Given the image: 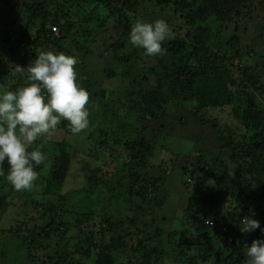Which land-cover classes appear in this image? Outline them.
<instances>
[{
    "label": "trees",
    "instance_id": "16d2710c",
    "mask_svg": "<svg viewBox=\"0 0 264 264\" xmlns=\"http://www.w3.org/2000/svg\"><path fill=\"white\" fill-rule=\"evenodd\" d=\"M90 1L96 2L91 10L83 8L84 5L79 0L74 2L77 4L76 9L62 4L53 15L50 8H47L52 0H17L19 9L12 10L13 15L4 13L0 16L1 88L15 91L29 83L26 74L16 73V66L27 68L44 52H62L78 57L76 69L79 83L87 91L95 92L90 95L89 101L101 105L106 99V92L95 87L84 61L90 54L85 48L90 37L84 36L83 41H78V38L84 28L90 31V36L94 32L103 33L104 24L111 20L119 24L122 32L105 49L110 51V58L117 59L124 66L118 71L112 66L104 71L108 72L107 76L122 75L128 80L127 86L120 92L121 99L127 102L122 107H125L124 114L111 113L119 108L121 100L104 102L103 107L97 111L89 110L92 126L89 138L93 140V151L96 156L107 153L112 157L111 162H116L111 174L104 172L100 178L95 177V174L87 176L88 189L79 193L83 198H91L95 194L96 199L104 204L101 212L97 213L92 209L58 210L67 204L66 195L56 198L55 192H59L65 183L71 155L66 138L52 142L41 136L31 148H39L48 153L54 163L47 182L42 185V196L47 199L49 212L40 216L43 218H40L39 225L25 223V228L20 227L14 231L13 240L9 239L12 254L2 253L0 264H90L88 261L91 258L94 264H114L115 255L129 246L131 237L134 238V243L131 244H152L155 252L158 249L153 242L159 243L164 236L175 240L173 235L178 230L166 231L158 225V220L156 228L149 233H144L136 221L138 217L157 214V208L162 207L169 197V190L166 192L163 187L162 175L154 180L143 175L148 158L154 155L158 146L155 145L158 130H168L164 128V123H170L171 116L181 124H188L190 115L196 127L207 126L203 134L217 142L219 148L216 153L209 146L187 154L182 144L191 145L195 142L199 145L202 141L188 137L178 139L175 136L176 142H181L176 159L185 157V162L190 165L189 170L183 166L190 184L182 179V186L185 188L180 187V191L186 190L187 196L186 204H181V224L186 223L190 228L186 229L189 237L171 246V252L176 260L187 264H198L196 258L187 254L192 247L215 255L213 264H240L243 248L264 236L259 229L250 233L241 231L242 220L246 216L259 220L261 228H264V107L250 96L251 92L248 93L244 85L241 87L239 78H235L233 74L232 64L217 58L214 63L202 64L196 58L201 52L210 49L206 44V39L211 34L210 29L227 25L236 15L244 14L245 11L253 12L255 6L264 8V0H160L166 9L174 12L185 26V31L182 34L176 33L175 39L164 43L163 46L167 49L165 55L143 56L146 61H141L137 52L140 49L134 48L128 40L130 29L138 20L137 16L118 8L120 0H114L111 5L101 0ZM137 2L138 0H133L130 7L137 9ZM101 7H105V15L100 14ZM20 17H25L26 21L20 22ZM53 26L57 30L54 31ZM70 40L75 41L76 51L68 45ZM126 45L131 48L129 52L125 51ZM15 50H19V56L14 53ZM236 52L239 68L245 76L250 73L251 67L244 55L239 54V50ZM253 80L259 91L258 99L264 104V98H261L264 96V82L256 76ZM94 95L98 99H93ZM193 106L194 109H191ZM206 107L231 108L233 116L243 127H240V134H237L236 127L230 125L220 128L214 121L206 119L203 113L206 112ZM158 118L161 119L160 122ZM151 120L159 125L154 133L145 130L147 122ZM173 124L170 123L171 126ZM69 129L68 122L62 119L55 130L67 135ZM165 136V133L161 135L163 138ZM165 150L167 151L166 148ZM221 151L244 174L239 182L230 181L224 187L217 186L215 189L207 186L208 179L202 178L200 172H206L217 184L219 180L226 178L229 167L218 162ZM162 163L168 164L164 161ZM55 165H58L57 168ZM0 167L4 172V175H0L2 211L6 207L4 199L7 197V187L13 186L6 179L9 170L7 162ZM41 167H37L36 171L39 172ZM99 170L97 168L96 172ZM160 170L162 172L161 168ZM177 170V167H173V171ZM175 184L173 187L176 189ZM190 185L192 190L189 192L187 187ZM74 195L77 197V193ZM58 199L60 202L56 204ZM181 212L178 211L177 214ZM96 214L100 218L101 227L103 226L100 235L102 239L92 243L93 238L82 232V225L87 224ZM151 219L152 217L145 221ZM209 220H212V225H209ZM142 223L146 226L144 221ZM132 227L134 228L131 230ZM75 230L79 232L80 239L72 242L71 235ZM137 237L142 239L137 241ZM81 240L84 245H77ZM158 247L162 250V245ZM13 256H17V259L12 260Z\"/></svg>",
    "mask_w": 264,
    "mask_h": 264
},
{
    "label": "rangeland",
    "instance_id": "374dc122",
    "mask_svg": "<svg viewBox=\"0 0 264 264\" xmlns=\"http://www.w3.org/2000/svg\"><path fill=\"white\" fill-rule=\"evenodd\" d=\"M17 0H0V16L4 13L13 15L12 10L19 9L16 4ZM72 1V2H71ZM79 0H52L51 4H48L47 8H50L51 14L55 15L57 8L62 6H71L73 9H76V3ZM82 1L84 5L83 8H87L91 10L96 2L93 1ZM105 1L107 4H114V0H101ZM72 5H69V4ZM133 3V0H120L117 3L118 8H123L129 14L136 15L138 20H142L144 22H153L158 19H163L168 22L170 27H172L175 33L182 34L185 31V26L181 23L178 17L172 12L171 9H166L163 4L160 3V0H138L137 9H134L130 4ZM65 4V5H64ZM76 14V10L73 11ZM101 15H105L106 9L105 7H101L99 10ZM55 17V16H54ZM76 17V16H75ZM264 8L261 6H255L253 8V12L248 10V13L245 11L244 14H239L234 17V19L225 26H217L210 29L211 34L206 39L207 45H209L210 49L201 52L199 56L196 58V61H200L202 64L205 63H214L216 62V58L219 61H225L227 63L232 64L233 74L235 78H239V81L242 83L241 87L244 85L246 91L250 93V96L259 102L261 107H264V104L261 103V99L259 97V91L256 87L257 84L253 80V77H259L264 82ZM20 22H25V17H20ZM119 24L116 21L111 20L108 23L104 24L103 33L94 32L90 36V31L84 30L83 33L78 38V41H83L84 36L88 35V42L86 45V49L90 51L89 57H86L84 61H86L87 70L90 71V76L93 79V83L95 87L102 89L106 92V99L104 102L120 101L119 108L115 110L113 113L115 114H124L125 107L127 102L125 99H121L120 92L127 86V78L118 75V76H107L108 72H105L104 69L109 67H113L115 71H118L121 66H124L123 63H118L117 59L110 58V51H107L105 48L111 42H115V40L120 37L121 30L118 27ZM68 45H71V49L74 50L76 43L74 40H70ZM75 45V46H74ZM126 52L131 50L128 45H126ZM84 48V49H85ZM141 50V51H140ZM138 54L140 55L141 61H146L147 57L144 54L143 49H140ZM237 50H239V54H243L244 58L247 59L249 67H251L250 73L244 76L242 74L241 68H239L240 63L237 60L236 54ZM76 51V50H74ZM245 52L249 53L246 54ZM19 56V50H15L14 52ZM75 53V52H74ZM109 53V54H108ZM102 54V55H100ZM71 55V54H70ZM145 56V57H143ZM78 68H81L79 66ZM0 89L1 88L0 86ZM96 91V88L94 89ZM90 95L94 94V91L89 92ZM95 98L98 99L96 95ZM261 98H264L261 97ZM103 103L101 105H97L95 102L89 101L87 105L88 109L91 111L100 110V107H103ZM201 106V105H200ZM194 109V106L191 108ZM206 112L205 117L211 121H214L218 127L222 128L225 126H233L236 127L235 130L237 134H240L241 123L238 119H236L229 107H218V108H210L206 107L204 109ZM89 111V112H91ZM160 118V117H159ZM158 118V119H159ZM171 118L170 123H174L172 126L170 123H164V128L168 129L167 131L158 130L159 135L156 136L155 145H158L154 151V155L148 158L147 167L143 175L147 177H151L152 180L158 178L159 175L163 176V187L168 192L169 197L165 200V203L159 209L157 208V214L150 215L152 216H144L143 218L138 217L136 224L141 227L142 231L145 233L152 232L154 228H156V221L160 227H162L166 231L178 230L176 234H174V239H167V236H164L160 242H153L154 246L158 249V252L153 250L152 244H140L139 242L136 244L132 240L134 238H130L128 241L129 246L127 245L122 252L118 255H115L116 263L114 264H187V262L179 261L174 258V255L171 252V246H174L178 241H184L189 234L186 229L190 228L188 224H181L180 217L182 216L181 212V204L185 205L186 201L185 195L186 190L180 191V187L183 185L186 180V184H190V180H188L187 173H184L183 166H186V170H189L190 165L188 162H185V157L183 159H176L177 152H179V148L181 147V142H176V138H194L199 139L202 142L199 145L194 144H182L186 149L185 153H191L194 150L206 149L211 146L215 153L217 152L219 145L218 143L211 140V137L208 138L203 134L206 131L207 126H195L193 122L192 115H190L188 124H181L178 120H174ZM90 120V118H89ZM159 119L158 122H160ZM96 125V124H95ZM159 125L151 120L147 122L145 130L150 133H154L157 131ZM92 126H89L88 129L84 130L78 135H73L71 131L68 132L67 135H64L63 131L54 130L50 135H43V139H51L52 142H58L59 140L65 139L68 143V148L70 151V167L68 169V173L66 175L65 183L62 189L59 192H55L56 198L62 197L64 194L67 197V204L58 208V210H66V211H81V209H86L87 211L92 209L93 211L99 213L103 208L104 204L99 199H96L95 194H92L91 198H83L81 191L84 189H88L89 181L87 180V176L95 174V177L100 178L102 173L111 174L114 171L115 163L111 162L112 157L109 154L101 155L100 153L96 156V152H94L93 140L89 138V131ZM70 130V129H69ZM165 133V138L161 137V135ZM163 142V143H162ZM175 142V143H174ZM162 143V144H161ZM167 149V151L165 150ZM46 154V152H44ZM47 156L48 166L44 167L42 165L39 173V181L35 182V186L27 191H17L14 187H7V197L4 199V203H6V207L0 211V255L6 252L8 255H11L12 252L10 248L9 239L13 240L14 231L19 230L20 227L25 228V223L29 225H39L40 217L43 214L49 212L47 208L48 202L46 197L43 194L44 185L47 182V179L50 174V168L52 169L54 163L50 159L51 157ZM115 161V159H114ZM165 162L167 165H164L162 162ZM218 162H222L229 167V171L226 178L219 180V184H217L214 179L207 175L206 172H200V175L204 179L207 180V186L217 188L224 187L230 181L239 182L244 172L233 165L225 156L223 151L219 154ZM163 165V166H161ZM58 165H55L57 168ZM173 167H177V171H173ZM97 168L100 170L96 172ZM160 168L162 172H160ZM92 169V171H91ZM162 173V174H161ZM242 175V176H241ZM182 181V182H181ZM178 183V184H175ZM181 185H180V184ZM175 187L177 190L173 187ZM182 188H185L182 186ZM207 188V187H204ZM168 189V190H167ZM187 191L192 190V186L187 187ZM194 190V189H193ZM74 193H77V197H75ZM185 195V196H184ZM153 196V195H152ZM58 201H56V204ZM89 204V205H87ZM178 211L181 214H177ZM59 212V211H58ZM60 215L64 218L61 212ZM147 217V218H146ZM148 222L145 220L151 218ZM159 219H158V218ZM157 218V219H156ZM156 219V220H155ZM100 218L98 214L93 215L92 219L89 220L87 224L82 225V232L84 235L92 237V243L98 242L101 235V224ZM146 223V226L142 225V222ZM212 221V220H209ZM209 224V222H208ZM212 225V224H209ZM135 227V226H134ZM132 227L131 230L134 228ZM158 227V226H157ZM23 230H21L20 234L22 235ZM182 231L184 234H182ZM186 231V233L184 232ZM189 237V236H188ZM80 239L79 232L75 230L71 235V241L77 242ZM108 238V235L105 237ZM105 239V240H106ZM137 241L142 239V237H137ZM192 239V238H191ZM264 239V236L261 238ZM6 246H4V244ZM104 243V241H103ZM77 245H84L81 240ZM162 245V250L158 246ZM144 246V247H143ZM195 250L194 247L190 248L187 252L188 256L192 255L193 258H196L198 264H213L215 259V255L210 254L209 252H200ZM2 259V258H0ZM17 259V256H13L12 260ZM27 263L29 262L27 259H23ZM246 256H245V247L241 251V261L240 264H245ZM92 261V262H91ZM88 263L94 264V260L91 258ZM2 262V261H0ZM5 262V260L3 261ZM20 264V263H19Z\"/></svg>",
    "mask_w": 264,
    "mask_h": 264
},
{
    "label": "clouds",
    "instance_id": "9594fccd",
    "mask_svg": "<svg viewBox=\"0 0 264 264\" xmlns=\"http://www.w3.org/2000/svg\"><path fill=\"white\" fill-rule=\"evenodd\" d=\"M176 33L167 21L151 23L136 20L129 32V43L143 49L149 57L163 56L166 41L175 39ZM75 55L41 53L27 68L16 66L18 75H27L29 83L15 91L0 89V166L8 165L7 181L17 191H27L39 179L36 168L47 167V156L31 146L43 135H50L66 120L73 135L90 126V93L81 86ZM31 149V150H29ZM0 175H4L0 167ZM244 233L260 230V221L246 216L242 220ZM245 264H264V239L245 246Z\"/></svg>",
    "mask_w": 264,
    "mask_h": 264
},
{
    "label": "built area",
    "instance_id": "2783aa9c",
    "mask_svg": "<svg viewBox=\"0 0 264 264\" xmlns=\"http://www.w3.org/2000/svg\"><path fill=\"white\" fill-rule=\"evenodd\" d=\"M52 29H53L54 31L57 30L55 26H53ZM209 222L212 224L211 221H209Z\"/></svg>",
    "mask_w": 264,
    "mask_h": 264
}]
</instances>
